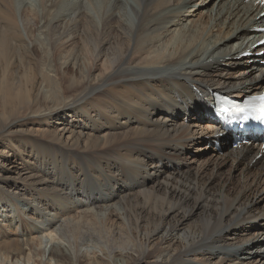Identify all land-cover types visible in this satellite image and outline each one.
<instances>
[{
	"label": "bare ground",
	"instance_id": "obj_1",
	"mask_svg": "<svg viewBox=\"0 0 264 264\" xmlns=\"http://www.w3.org/2000/svg\"><path fill=\"white\" fill-rule=\"evenodd\" d=\"M31 1L0 0V264H264L260 146H219L194 169L181 157L221 141L214 94L264 89L262 48L238 58L264 38V8ZM63 216L66 243L51 236ZM88 222L103 240L90 254Z\"/></svg>",
	"mask_w": 264,
	"mask_h": 264
},
{
	"label": "rangeland",
	"instance_id": "obj_2",
	"mask_svg": "<svg viewBox=\"0 0 264 264\" xmlns=\"http://www.w3.org/2000/svg\"><path fill=\"white\" fill-rule=\"evenodd\" d=\"M200 2V1H199ZM31 3V5H33V9H35V11L36 12H40V10H39V8H38V6H37V4H34V0H33V2L31 1L30 2ZM209 8L211 7V4L208 6ZM193 10V3L190 5V8L188 9V10ZM188 12H190V13H192V11H188ZM199 13V12H198ZM201 16V14H198L196 17H191V19H193V20H198V18ZM204 19V21H205V18H203ZM44 45H45V47H46V45H47V49L50 51H48L50 54H51V47H50V44H48L46 41L44 42ZM78 45L77 44H75V47L73 46V45H71V47L73 48L74 47V52H76L77 51V53L79 52V48L77 47ZM71 47H67L66 49H65V51H67V50H69V49H72ZM82 63V61L79 63V64H81ZM52 65L53 66H55V61L54 62H52ZM81 66H82V64H81ZM81 66H79V68H82ZM240 69L241 68H238V69H236V75H237V73H239V71H240ZM236 100H238V99H236ZM179 121H181L182 122V120H179ZM196 121L194 120H190L189 122H187V120L186 121H184V125H186V126H192L194 123H195ZM205 123H207V122H205V121H203V122H200V123H197L196 122V124L198 125L196 128H193V127H191L192 129H194V130H196V131H198V132H201V130L203 129L202 127H204V124ZM197 139H199V141H197L196 143H194V140L193 139H191L187 144H191L190 146H187L186 147V151H185V153H184V155L183 156H181L182 157V159H184L185 160V165H187L188 167H189V169H194L195 167H196V165L198 164V162H200L201 160H203V159H205V158H207V157H209V155L213 152V149H214V147H213V144L212 143H209L208 141H207V139H203V140H201L200 141V137L199 138H197ZM205 146V147H204ZM221 146H228V144H226V143H224V142H222L221 143ZM198 151H197V150ZM189 150V151H188ZM192 150V151H191ZM203 154V155H202ZM193 156V158H195V161H198V162H194V163H196V164H194V163H191V161H192V159H191V157ZM197 157V158H196ZM199 158V159H198ZM190 162V163H189ZM187 163H189V164H187ZM229 162H226V163H224L223 165H221L220 166V170L223 172V173H225V174H227L228 172V169L230 170V168H231V170H230V173H231V175H235L234 177H235V181H237V182H240V181H242L243 179H244V175H243V173L242 172H240L241 170H240V168H233L232 169V167L230 166V163L228 164ZM173 164H175V159H171V161H170V166H172ZM192 167V168H191ZM210 168H211V165H210ZM227 169V170H226ZM238 170H239V172H238ZM216 172V171H215ZM236 178H238V179H236ZM222 181H223V179H222ZM256 199L258 200L259 199V196H257L256 197ZM13 202V201H12ZM263 203H264V201H262ZM259 205H261V204H259ZM5 210H8V208L5 206ZM62 216V215H61ZM28 217H30V216H28ZM68 217L69 216H63V217H61V219H59L60 221L58 222V226L60 225V223L63 225V227H64V229L63 228H61L62 230H60V232H53L52 234H51V236H53L54 238H56V239H59L60 241H62V242H64V243H66L67 241H71V239H72V234H71V228H72V226H71V223L68 221ZM57 218H60V217H57ZM65 224V225H64ZM88 225L86 226V230L88 231V234L89 233H91L92 235H94L93 236V238L92 237H90L89 235H87V236H83L84 238L82 239V249H83V251L86 253H88V254H90V253H92V251H93V249L94 248H98V247H101L103 244L101 243V242H103V240H100V239H98V235H97V233H98V229H96V228H94L92 225H90L91 224V222H88L87 223ZM108 225L106 226L107 228L108 227H112L113 229H115L114 227H116L117 228V230H122V226H121V224H119V222H114V220L112 221H110V222H108L107 223ZM56 225V226H57ZM101 225V224H100ZM55 226V227H56ZM71 226V227H70ZM67 231H69V232H67ZM70 233V234H69ZM62 234V235H61ZM65 235V236H64ZM62 236H64V237H62ZM32 237H36V235H32ZM66 237V238H65ZM93 239V240H92ZM73 240V239H72ZM84 241V242H83ZM34 243H36V241L35 242H33V244ZM97 250V249H96ZM39 260V259H38ZM37 260V261H38ZM1 261H2V259H1ZM24 264V262L23 261H21L20 260V262L18 261L16 264ZM2 264H4V262L2 261Z\"/></svg>",
	"mask_w": 264,
	"mask_h": 264
},
{
	"label": "snow or ice",
	"instance_id": "obj_3",
	"mask_svg": "<svg viewBox=\"0 0 264 264\" xmlns=\"http://www.w3.org/2000/svg\"><path fill=\"white\" fill-rule=\"evenodd\" d=\"M264 2V0H262ZM264 43V42H262ZM256 99H258L261 103L259 105V111L261 113L260 117H257L258 119L264 118V96H259ZM224 111H229L228 109H223ZM234 111L237 113H243L245 109L243 107H240L239 105L235 106Z\"/></svg>",
	"mask_w": 264,
	"mask_h": 264
}]
</instances>
